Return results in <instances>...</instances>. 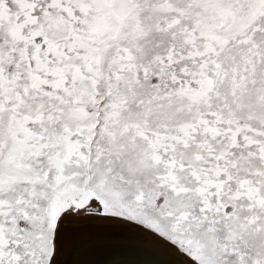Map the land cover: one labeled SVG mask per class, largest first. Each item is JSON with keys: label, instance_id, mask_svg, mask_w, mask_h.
Returning <instances> with one entry per match:
<instances>
[{"label": "snow or ice", "instance_id": "6c2138e0", "mask_svg": "<svg viewBox=\"0 0 264 264\" xmlns=\"http://www.w3.org/2000/svg\"><path fill=\"white\" fill-rule=\"evenodd\" d=\"M0 264H264V0H0Z\"/></svg>", "mask_w": 264, "mask_h": 264}, {"label": "bare ground", "instance_id": "6f19581e", "mask_svg": "<svg viewBox=\"0 0 264 264\" xmlns=\"http://www.w3.org/2000/svg\"><path fill=\"white\" fill-rule=\"evenodd\" d=\"M140 259H144V260H164L163 257H157V256H149V255H146V256H143V257H139Z\"/></svg>", "mask_w": 264, "mask_h": 264}]
</instances>
